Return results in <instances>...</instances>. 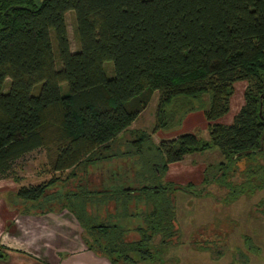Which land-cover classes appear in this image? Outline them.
<instances>
[{
	"label": "trees",
	"instance_id": "obj_1",
	"mask_svg": "<svg viewBox=\"0 0 264 264\" xmlns=\"http://www.w3.org/2000/svg\"><path fill=\"white\" fill-rule=\"evenodd\" d=\"M0 2V179L34 151L44 152L51 173L16 191L22 215L65 211L95 256L108 264H149L156 238L171 244L176 237V184L159 181L169 165L217 150L223 160L207 166L203 185L217 183L232 201L264 190V164L258 162L264 159V0ZM237 82L247 83L243 105L231 124L219 123ZM155 92L153 130L132 129ZM200 110L206 139L184 133L150 144L155 133L178 128L184 116ZM242 160L248 162L244 180L233 183ZM103 166L108 176L94 188L86 173ZM71 181L82 185L60 189ZM255 210L264 216V200Z\"/></svg>",
	"mask_w": 264,
	"mask_h": 264
},
{
	"label": "rangeland",
	"instance_id": "obj_2",
	"mask_svg": "<svg viewBox=\"0 0 264 264\" xmlns=\"http://www.w3.org/2000/svg\"><path fill=\"white\" fill-rule=\"evenodd\" d=\"M73 23V15L68 12L66 25L70 48L72 51H76L79 46ZM103 67L106 75L111 77L113 75L112 62H104ZM8 84L9 80H6L4 90L7 89ZM246 86V82L234 84L235 92L230 100L229 112L221 119L222 121H229L232 116L237 114L243 105V92ZM60 89L63 95L68 93L65 83L60 85ZM32 93H37V89L32 90ZM157 101L158 93L155 92L147 108L132 124V129L151 133L155 125ZM202 101V107L205 108L209 102L208 95H204ZM232 121L233 117L229 124ZM184 133H193L202 139L207 138V124L202 110L188 113L183 117L180 126L174 130L158 131L152 136L150 144H158L162 140H170ZM146 159L150 160L151 158L146 155ZM222 160L223 158L217 150L192 154L185 156L179 164L169 165L167 172L159 176V181L162 184L168 182L178 186L192 184V193L190 194L191 191L177 190L175 189L176 185L174 186L172 215L175 217L173 224L176 227V237L171 244H163L157 237L152 247L155 259L149 264H264V216L255 210V206L264 200V190L254 194L241 195L232 201L229 199L233 197L232 194L217 183L203 185L202 180L207 166L216 165ZM258 162L264 164V159ZM247 165V161H240L230 181L242 183L244 176L241 172ZM48 168L44 152L34 151L15 163L13 172L8 178L0 179V236L14 233L16 221L26 222L20 218L23 216L19 212L22 206H20L21 202L15 198V193L19 187L35 186L47 181L51 177ZM101 168L103 170L92 169L93 171L91 170L92 172L89 174L86 173V178L82 177V179L91 183L94 188L100 186L103 179L108 176L107 167ZM67 174L61 176L65 177ZM81 183L82 181H75L73 186ZM71 184L72 181L62 188L59 184L57 188L74 190L75 188ZM53 190L56 189L53 188L51 192ZM61 214L69 217L71 224L78 230L71 237V240L77 244L73 250L83 248L78 233L81 232V229L77 226V222L67 212L64 211ZM50 217L54 218V216ZM65 224L66 222L62 223V225ZM60 226L55 227L56 235L52 237L53 242L48 247L50 254L54 257H59L57 252L62 250L65 244V228ZM59 228L62 232H59ZM244 237H248V243H244ZM42 247L43 245L39 246L37 250ZM2 248L3 246L0 245L1 255L3 254ZM82 250L84 251V249ZM20 253L29 258L33 257L27 254V251ZM3 258L5 259V257ZM11 261L13 262L14 258H11ZM75 261L77 264H84L81 260L76 259ZM103 262L106 264L107 261L103 260ZM19 264L25 263L19 260ZM54 264H56V260Z\"/></svg>",
	"mask_w": 264,
	"mask_h": 264
},
{
	"label": "crops",
	"instance_id": "obj_3",
	"mask_svg": "<svg viewBox=\"0 0 264 264\" xmlns=\"http://www.w3.org/2000/svg\"><path fill=\"white\" fill-rule=\"evenodd\" d=\"M232 117L226 122L221 120L223 118L222 117L218 122L222 124H229ZM50 216H54V218L52 219ZM70 217L72 216L70 215ZM20 218L26 222L19 223V220L16 221L14 224V233H11V235L4 234L0 236V245L3 246V254H0V264H19V260L25 264H54L55 260L56 264H77L75 261L76 259L81 260L84 264H105V262H103L105 259L95 256L86 249L80 237L81 232L78 233L83 248L73 250V248H76L77 244L71 240V237L78 230L76 226L71 224L69 217L60 213V215L46 214L43 216L23 215ZM50 218L52 219L51 221ZM63 222H66V224L62 225ZM57 226L65 228L66 238L64 239V248L57 252L59 257H54L50 254L48 247L49 244L53 242L52 237L56 235L55 227ZM77 226L79 227V225ZM59 232H62L60 231V228ZM42 245L43 247L37 250V248ZM82 249H84V251ZM22 251H27V254L33 257L29 258L22 255L20 253ZM3 257H5V259ZM11 258H14L13 262L11 261ZM106 264H108V262H106Z\"/></svg>",
	"mask_w": 264,
	"mask_h": 264
},
{
	"label": "water",
	"instance_id": "obj_4",
	"mask_svg": "<svg viewBox=\"0 0 264 264\" xmlns=\"http://www.w3.org/2000/svg\"><path fill=\"white\" fill-rule=\"evenodd\" d=\"M264 99V95H262L261 96V102H260V104H261V108H262V100Z\"/></svg>",
	"mask_w": 264,
	"mask_h": 264
},
{
	"label": "flooded vegetation",
	"instance_id": "obj_5",
	"mask_svg": "<svg viewBox=\"0 0 264 264\" xmlns=\"http://www.w3.org/2000/svg\"><path fill=\"white\" fill-rule=\"evenodd\" d=\"M0 5H1V2H0Z\"/></svg>",
	"mask_w": 264,
	"mask_h": 264
}]
</instances>
